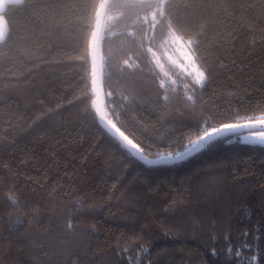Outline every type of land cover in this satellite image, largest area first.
<instances>
[{"label":"trees","instance_id":"trees-1","mask_svg":"<svg viewBox=\"0 0 264 264\" xmlns=\"http://www.w3.org/2000/svg\"><path fill=\"white\" fill-rule=\"evenodd\" d=\"M100 2L0 11V264H264V146L222 135L148 166L98 120L89 45ZM119 2L104 16L99 82L107 120L144 156L264 114V0H169L165 22L198 40L203 87L163 75L147 48L167 29L149 45L152 9Z\"/></svg>","mask_w":264,"mask_h":264},{"label":"snow or ice","instance_id":"snow-or-ice-1","mask_svg":"<svg viewBox=\"0 0 264 264\" xmlns=\"http://www.w3.org/2000/svg\"><path fill=\"white\" fill-rule=\"evenodd\" d=\"M14 3H22L23 0H13ZM169 0H155L153 4V0H120L119 3H114L112 6H117L121 8H150L152 9V30L153 35L151 37H147V42L149 45L156 39L155 29L157 26L166 28V34L164 36L167 44L173 48L174 52L177 54L176 59H173L171 56L168 57L169 62L173 65V67L179 68L181 72L184 73L185 78H190L191 83L194 86L203 87L207 81L208 75L207 70L202 68L201 58L199 56L198 51V40L194 36H188L187 28L184 24L180 23V21L173 20L169 18L167 22H165V17L168 15ZM107 0H101L96 9V17L99 21V18L102 15V10H106L107 8ZM0 7H2V3H0ZM88 4H83V9L87 10ZM5 37L4 27L0 25V40H3ZM94 39H99L102 37L98 36L97 32H93ZM187 37V38H186ZM143 43V41H142ZM91 48L92 45L90 44ZM147 52L155 55L152 51V47L149 46L147 48ZM92 56L93 60V72L92 75L95 77L96 74V57L94 52L89 53ZM83 59V58H82ZM155 64L158 68L163 70V65L160 64L159 60L155 61ZM167 76V72L164 73ZM95 80H93V84ZM164 81H160V87L163 88ZM93 93H95V89L93 88ZM167 99V97H164ZM127 99V98H125ZM192 99V97H189ZM92 108L96 109L99 112V108L97 106L96 100L92 101ZM85 112L88 111V108L85 107ZM211 119V118H209ZM237 123H222L219 127H211L210 130H202V134L197 136L194 140L189 142L190 147H186L184 152L175 153L176 159H182L185 155L191 152H198L201 149L205 148L207 145H210L214 140L218 137L222 136L227 132H232L236 129H247L250 130V136H255L257 140L261 143H264V114L257 116L255 118H248L243 123L239 122L244 120L243 117H237ZM111 127L119 134V137L122 138L123 141L127 143V145L137 148V145L133 144L132 140H130L123 132H121L118 128H116L115 124H112L110 121L108 122ZM245 139H249V137H245ZM256 142V141H252ZM138 151H142L137 148ZM142 159H146V157H141ZM167 159L174 158V154L172 152L167 153ZM151 163V161H150ZM13 201V203H17L14 198L9 197ZM239 255V253H236ZM256 257L252 256L251 260L255 261Z\"/></svg>","mask_w":264,"mask_h":264},{"label":"water","instance_id":"water-1","mask_svg":"<svg viewBox=\"0 0 264 264\" xmlns=\"http://www.w3.org/2000/svg\"><path fill=\"white\" fill-rule=\"evenodd\" d=\"M110 0H107V5H109ZM108 7V6H107ZM107 10V8H106ZM106 10H102V15L99 18V21L97 20V17L95 19V23H94V29L93 32H97L98 36L100 37L101 35V30H102V24H103V20H104V16L106 13ZM93 32L91 35V42L90 44L92 45V47L89 50L90 52H94L95 57H96V74L95 77H93L92 72H93V60H92V56L90 55L91 58V76H92V80H91V85H92V92H93V88L95 89V99L97 102V106L99 108V112L96 111L98 120L100 121V123L106 128V130L112 135L114 136L123 146H125L134 156H136L138 158V160H140L143 164L145 165H157V164H161V163H175L181 160H185L187 158H189L192 154L196 153V152H191L187 155H185L182 159H176L175 155L174 158L172 159H167L166 156H162L159 158H150V157H146L143 155V153L141 151H138L137 148H133L129 145H127V143L125 141L122 140L121 137H119V134L111 127V125L108 123L109 121L106 118L105 115V110H104V104H103V98H102V93H101V88H100V82H99V59H98V47H99V39H94L93 37ZM93 80H95V83L93 84ZM96 110V109H95ZM243 123V122H242ZM250 130L247 129H236L232 132H227L223 135H229V134H239V133H243V132H248ZM141 157H146V159H142ZM151 161V163H150Z\"/></svg>","mask_w":264,"mask_h":264},{"label":"rangeland","instance_id":"rangeland-1","mask_svg":"<svg viewBox=\"0 0 264 264\" xmlns=\"http://www.w3.org/2000/svg\"><path fill=\"white\" fill-rule=\"evenodd\" d=\"M8 2H13V0H0V3H2V7H0V11L3 9L4 5ZM0 25L4 27V31L6 33L7 30L6 22L1 14H0ZM153 53H155V55H153L154 61L158 59L160 64L163 65V70H162L163 75L165 72H167V70L177 71L181 74H184L183 72L180 71L179 68L173 67V65L169 62L168 57L171 56L173 59H176L177 54L174 52L173 48L167 44L165 40L159 44L158 48L154 50ZM167 74L169 75V72H167ZM245 137H249V139H245ZM234 138L241 143L258 144L264 146V143L259 142L255 136H250V131L237 134ZM252 141H256V142H252Z\"/></svg>","mask_w":264,"mask_h":264},{"label":"crops","instance_id":"crops-1","mask_svg":"<svg viewBox=\"0 0 264 264\" xmlns=\"http://www.w3.org/2000/svg\"><path fill=\"white\" fill-rule=\"evenodd\" d=\"M9 3V2H8Z\"/></svg>","mask_w":264,"mask_h":264}]
</instances>
